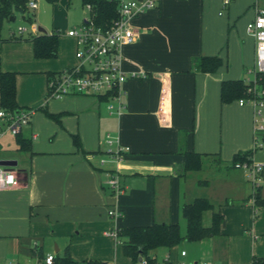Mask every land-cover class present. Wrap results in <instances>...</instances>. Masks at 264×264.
Masks as SVG:
<instances>
[{
  "label": "crops",
  "instance_id": "0c3cea01",
  "mask_svg": "<svg viewBox=\"0 0 264 264\" xmlns=\"http://www.w3.org/2000/svg\"><path fill=\"white\" fill-rule=\"evenodd\" d=\"M257 7L264 0H230L226 7L222 0H160L135 15L136 40L122 47L127 80L119 115L109 114L101 97L47 98L48 78L76 64L75 39L66 31L60 36L33 19L36 33L13 38L3 23L0 73L15 74L17 105L32 115L18 135L30 151L18 150L16 137L1 140L0 160L17 164L7 167L16 183L0 189V264H44L47 254L140 264L125 255L117 231L170 223L184 236L182 206L198 197L222 213L221 234L157 248L152 264H252L264 257V187L263 204L253 206L247 172L232 163L248 150L253 162L259 152L263 160L264 131L255 128L250 105L220 100L221 82L244 79L253 65L255 42L246 25ZM41 34L58 36L54 57L34 55L27 38ZM201 56L219 57L220 67L196 71L192 59ZM106 133L125 149L115 160L103 142ZM185 151L201 155L199 170L183 171ZM110 175L119 179L117 193L107 185ZM202 222L210 224L211 212Z\"/></svg>",
  "mask_w": 264,
  "mask_h": 264
},
{
  "label": "built area",
  "instance_id": "2783aa9c",
  "mask_svg": "<svg viewBox=\"0 0 264 264\" xmlns=\"http://www.w3.org/2000/svg\"><path fill=\"white\" fill-rule=\"evenodd\" d=\"M160 0H116L117 18L108 28L95 26L90 15L87 14L80 26L72 27L66 34L75 39L76 64L65 67L51 75L47 81V98L61 99L68 95H90L105 97L109 114L119 115L124 109L122 100V86L127 80V74L121 67L122 47L136 40V33L131 26L132 18L138 13L156 8ZM223 6L230 4V0H222ZM27 7L37 8L35 0H28ZM87 12L90 6H84ZM247 31L254 39V61L247 69L244 78L246 84L253 87L254 97L238 99L239 105H250L253 108L255 128L264 131V86L256 88L258 75L264 74V8L257 7L254 17L246 25ZM27 29L18 26L16 32H10L13 38H21ZM30 33H36L37 29L31 24ZM32 109L19 108L14 112L0 108V145L2 138L7 134L16 137L31 119ZM103 142L107 147V153L115 160L125 149L118 143V138L106 133ZM105 158L100 159L103 164ZM235 167H243L247 171V177L252 185L260 184L262 165L258 162L235 163ZM16 183L14 172L0 166V189L10 187ZM107 185L110 190L117 193L121 185L117 175H110ZM253 198L250 202L253 203ZM113 214V211H109ZM115 236L116 233H113ZM184 254V251L182 252ZM54 256L47 254L44 264H53ZM140 264H148L141 258ZM200 264H213L203 261Z\"/></svg>",
  "mask_w": 264,
  "mask_h": 264
},
{
  "label": "trees",
  "instance_id": "16d2710c",
  "mask_svg": "<svg viewBox=\"0 0 264 264\" xmlns=\"http://www.w3.org/2000/svg\"><path fill=\"white\" fill-rule=\"evenodd\" d=\"M49 4H56L60 0H46ZM69 3L70 0H66ZM28 0H0V30L3 23L15 19L17 14L22 18L26 17ZM82 6L89 5V15L95 26L103 29L108 28L117 18L116 0H80ZM28 21H32L27 16ZM26 19V18H25ZM27 20V19H26ZM33 43L34 55L38 58H52L56 55L58 36L38 35L27 38ZM221 65V59L217 56H201L192 59V67L202 73H214ZM264 86V74L258 75L256 88ZM253 86L246 84L244 79L223 80L220 86V100L222 103H231L242 98L254 97ZM101 99H106L101 97ZM0 108L14 112L19 107L16 102V79L11 72L0 73ZM51 117L54 115L48 114ZM19 135V134H18ZM16 136L15 142L18 150L30 151V142ZM74 143L80 147L78 139L73 137ZM185 161L183 171L199 170L201 167V155L195 152H183ZM252 160V150L245 153H237L233 156L232 163L250 162ZM261 184L254 186L250 198H253V206L263 204L260 198ZM182 216L186 223L184 236L181 235L178 224L152 223L148 226L125 227L117 231L119 237L123 238V251L133 263L139 258L146 259L148 264L155 262L150 252L161 247L171 248L182 239L188 241H199L204 238L217 236L220 233L224 217L219 210H215L214 205L204 197L195 198L192 202L182 206ZM211 212V222L208 226L203 225V215ZM40 256V252L36 253ZM53 264H96L91 261H73L67 255L55 257ZM252 264H264V257H256Z\"/></svg>",
  "mask_w": 264,
  "mask_h": 264
},
{
  "label": "rangeland",
  "instance_id": "374dc122",
  "mask_svg": "<svg viewBox=\"0 0 264 264\" xmlns=\"http://www.w3.org/2000/svg\"><path fill=\"white\" fill-rule=\"evenodd\" d=\"M37 2V8L34 10L27 7L26 12V19L21 17L19 14H17L16 18L14 20H10L8 22L4 23L3 32L4 34L7 33V28L10 27V29L14 32H16L18 26H23L27 30L31 29L32 21H28L29 18L33 19L37 23L38 26H41L42 28L46 30H50L51 28H56V32L62 36V34L67 31V29L71 27H78L83 22V19L86 17L89 12L85 10V7L82 6L80 0H70L69 3H67L66 0L60 1L58 5H52L49 4L46 0H35ZM246 74V73H245ZM12 153H15L11 151ZM16 156L24 155L23 153L18 152V154H15ZM261 153L259 152L257 154V157L259 158L258 163L262 165V172L260 177V184H262V188L264 187V159H260ZM264 158V157H263ZM241 170L246 169L243 167H240ZM239 170L232 169L231 172H238ZM250 183V181H249ZM251 184V183H250ZM204 222H208L204 218ZM202 262V261H201Z\"/></svg>",
  "mask_w": 264,
  "mask_h": 264
},
{
  "label": "water",
  "instance_id": "95a60500",
  "mask_svg": "<svg viewBox=\"0 0 264 264\" xmlns=\"http://www.w3.org/2000/svg\"><path fill=\"white\" fill-rule=\"evenodd\" d=\"M11 20H14L13 18H11ZM43 31V30H42ZM44 32V31H43ZM17 163L15 160H11V159H4V160H0V166H5V167H11V166H15ZM141 258H139L140 260Z\"/></svg>",
  "mask_w": 264,
  "mask_h": 264
}]
</instances>
